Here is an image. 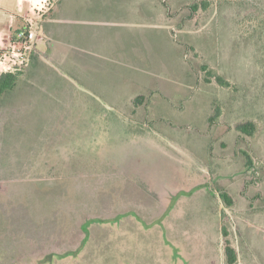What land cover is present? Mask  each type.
I'll list each match as a JSON object with an SVG mask.
<instances>
[{"label":"rangeland","instance_id":"rangeland-1","mask_svg":"<svg viewBox=\"0 0 264 264\" xmlns=\"http://www.w3.org/2000/svg\"><path fill=\"white\" fill-rule=\"evenodd\" d=\"M105 1L107 62L0 116V264H264V0Z\"/></svg>","mask_w":264,"mask_h":264},{"label":"crops","instance_id":"crops-1","mask_svg":"<svg viewBox=\"0 0 264 264\" xmlns=\"http://www.w3.org/2000/svg\"><path fill=\"white\" fill-rule=\"evenodd\" d=\"M49 1L50 6L44 7L42 0H0V50L10 49L17 42L19 34L29 27L28 18L38 25L34 27L36 40L33 50L25 55V66L24 69L21 67L23 74L18 86L0 98V116L3 113L12 114L15 110L16 112L21 110L19 115L26 112L31 90L35 89L26 86L27 79L32 73L47 80L53 75L57 79H63L59 68L69 69L79 65V72L89 64L98 67L109 58L108 53L99 51L94 41L97 35L104 34L103 30L107 29L103 28L106 25L114 24L110 21L109 16L112 15L106 8L109 1L104 0L101 3L98 0ZM83 38L88 39L87 43H84ZM122 40L124 43L125 37ZM88 58H92L93 61H88ZM9 66V60L0 61V75L8 73ZM92 82L95 85L102 84L101 80ZM144 86L143 82L136 85L134 93ZM21 96H27V100H18L17 98ZM13 118L15 121L16 117Z\"/></svg>","mask_w":264,"mask_h":264},{"label":"trees","instance_id":"trees-1","mask_svg":"<svg viewBox=\"0 0 264 264\" xmlns=\"http://www.w3.org/2000/svg\"><path fill=\"white\" fill-rule=\"evenodd\" d=\"M254 1L255 3H259L258 0H251ZM252 2V4L254 3ZM204 9H208L210 5H212V2L209 0H206L205 2L202 3ZM254 5V4H253ZM195 11L199 9L198 6L194 7ZM264 24V18L261 19L260 25ZM254 29V28H253ZM264 29V28H262ZM28 30V27L25 29L24 32ZM201 70L205 72L206 74H209L210 78H214L216 83L219 84L220 87L225 88V89H231L233 88V84L225 79H223L221 76H219L216 72H211V70L207 66H202ZM23 74L22 70H19L17 72L11 73H4L0 75V98H2L7 92L12 91L18 86V83L20 81V77ZM144 100L143 96L138 97L135 100V103L140 104ZM139 102V103H138ZM220 114V112H218ZM217 117V116H216ZM237 130L240 131L243 134H247L248 136H253L256 131H257V126L254 121H248L244 122L240 125L237 126ZM248 157V156H247ZM247 165L252 166L251 160L248 157L247 160ZM221 199L222 201L227 205V206H232L233 201L229 194L222 192L221 194ZM224 236L227 237V231L224 229ZM224 251L225 255L227 258V263L228 264H236L237 262V255L235 249L232 247L230 241L228 239L225 240V246H224Z\"/></svg>","mask_w":264,"mask_h":264},{"label":"built area","instance_id":"built-area-1","mask_svg":"<svg viewBox=\"0 0 264 264\" xmlns=\"http://www.w3.org/2000/svg\"><path fill=\"white\" fill-rule=\"evenodd\" d=\"M44 7L50 6L49 0H42ZM28 30L19 34L17 42L9 49L10 54L8 59L10 66L8 72L14 73L21 70V67L25 66V55L27 52H31L34 47V41L36 40V33L34 30V20L28 18ZM6 50H0V61H5Z\"/></svg>","mask_w":264,"mask_h":264},{"label":"flooded vegetation","instance_id":"flooded-vegetation-1","mask_svg":"<svg viewBox=\"0 0 264 264\" xmlns=\"http://www.w3.org/2000/svg\"><path fill=\"white\" fill-rule=\"evenodd\" d=\"M87 230V228L84 229V231ZM87 236V235H86Z\"/></svg>","mask_w":264,"mask_h":264}]
</instances>
